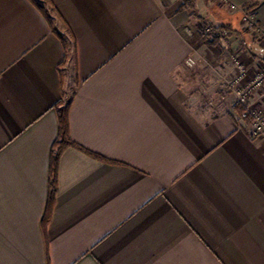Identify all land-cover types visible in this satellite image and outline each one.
Instances as JSON below:
<instances>
[{"label":"crops","instance_id":"obj_1","mask_svg":"<svg viewBox=\"0 0 264 264\" xmlns=\"http://www.w3.org/2000/svg\"><path fill=\"white\" fill-rule=\"evenodd\" d=\"M225 1L264 30V0ZM193 10L0 0V264H264V142L228 86L264 44L208 45ZM69 100L82 149L60 157L44 229Z\"/></svg>","mask_w":264,"mask_h":264},{"label":"built area","instance_id":"obj_2","mask_svg":"<svg viewBox=\"0 0 264 264\" xmlns=\"http://www.w3.org/2000/svg\"><path fill=\"white\" fill-rule=\"evenodd\" d=\"M227 5L231 11L237 10V5L229 4L225 0H219ZM243 22L264 44V30L258 24L254 12L245 13ZM186 63L193 67L195 61L188 58ZM236 73L229 80L228 86L235 97V104L239 108L240 118L246 121L254 138L264 142V66H259L250 73L246 64L239 58L235 59ZM256 97L260 103H256Z\"/></svg>","mask_w":264,"mask_h":264},{"label":"trees","instance_id":"obj_3","mask_svg":"<svg viewBox=\"0 0 264 264\" xmlns=\"http://www.w3.org/2000/svg\"><path fill=\"white\" fill-rule=\"evenodd\" d=\"M196 0H183L184 6L188 8L194 7ZM41 7V6H40ZM200 36L211 46H221L222 42L228 40L230 37L240 33L233 28L231 23L214 24L210 23L204 27L200 26ZM67 49V45L65 46ZM72 100L62 102L57 107L59 118V134L54 142L51 158V177H50V195L48 200V207L43 219V227L46 229L51 222L52 210L56 202L57 184H58V165L60 157L64 150L69 146H76L82 149L76 142L73 141L70 134V107ZM87 151V150H85ZM90 155L93 153L87 151ZM100 159L108 161L99 155H94Z\"/></svg>","mask_w":264,"mask_h":264},{"label":"rangeland","instance_id":"obj_4","mask_svg":"<svg viewBox=\"0 0 264 264\" xmlns=\"http://www.w3.org/2000/svg\"><path fill=\"white\" fill-rule=\"evenodd\" d=\"M190 9H194L193 11L196 13H199L200 11L202 13L201 18L199 17L195 18V23L199 22L197 24L199 33H200V29H199L200 26L204 27L210 23H214L217 25L231 23L233 28L239 31L240 33L230 37L228 40L233 39L232 41H234V39H236L238 43L240 44V46L242 43H245V41L247 40L245 38V34H246L245 32L246 31L248 32V30L250 29L247 27V25L244 22H242L243 25H241V21H243L242 20L243 17L239 10L231 11L230 9L227 8V5H224V4L222 5V3L219 0H202L199 6H197V1H196L194 3V7ZM192 28L195 30L196 26H193ZM255 36L253 37L255 40H257V37ZM228 40H225V41H228ZM206 101L209 104L210 99L207 98Z\"/></svg>","mask_w":264,"mask_h":264}]
</instances>
